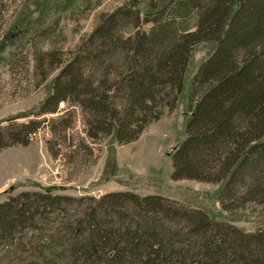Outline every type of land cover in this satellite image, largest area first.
Here are the masks:
<instances>
[{
	"label": "trees",
	"instance_id": "trees-1",
	"mask_svg": "<svg viewBox=\"0 0 264 264\" xmlns=\"http://www.w3.org/2000/svg\"><path fill=\"white\" fill-rule=\"evenodd\" d=\"M193 1L174 0L176 5L164 22L154 17L157 13H147L154 22L148 34L125 33L132 24L129 11L111 15L89 40L103 37L95 44L97 53L105 51L99 55L105 63L98 64L104 65L106 80L97 87L89 81L84 85L82 73H75V63H70L42 106L81 99L85 88L89 97L81 100L95 117L90 137L107 133L120 143L134 141L161 118L165 108L177 107L192 48L212 41L215 52L194 76L192 98L199 100L192 109L187 137L173 154L172 178L225 182L223 196L243 168L255 169L264 162V51L247 60L233 55L236 46L248 43L264 28V0L248 1L246 12L245 0H210L208 9L198 15L196 29L190 30L177 20L190 14ZM168 35L170 41L165 42ZM111 49L114 52L107 55ZM107 58L118 59L120 69L106 65ZM57 67L50 63L49 71ZM38 127L35 120L0 125V151L27 145ZM253 154L259 156L252 164ZM22 197H26L22 202L13 198L0 206V238L7 246L15 245L13 229L36 224V214L51 212L53 207L59 210L57 215L66 210L58 205L61 196L31 192ZM102 203L109 206L104 212L113 213L119 224L102 221L95 214L64 223L65 229H58L61 235L49 234L41 239L46 242H38L34 248L37 259L29 264H264L262 230L246 233L161 195L120 191L104 195ZM127 205L137 220L125 217L128 209L122 207Z\"/></svg>",
	"mask_w": 264,
	"mask_h": 264
},
{
	"label": "rangeland",
	"instance_id": "rangeland-1",
	"mask_svg": "<svg viewBox=\"0 0 264 264\" xmlns=\"http://www.w3.org/2000/svg\"><path fill=\"white\" fill-rule=\"evenodd\" d=\"M248 1L254 3V0H245V12L250 8ZM173 2L0 1V125L30 120L39 124L27 145L17 144L0 151V206L13 198L22 202L26 199L22 197L24 193L39 192L48 193L51 198L61 196L58 205L66 209L57 215L59 210L53 207L51 212L36 214V224L26 223L13 229L14 246L5 245L0 238V264H29L36 260L34 248L38 242H46L49 234L61 235L58 229L64 228V223H74L75 219L95 214L102 221L119 224L113 213L104 212L109 206L102 203V198L120 191H133L142 196L161 195L201 209L215 220L246 233L264 231V162H259L255 169L252 166L243 168L223 196L225 182L172 178L173 154L187 137L192 109L199 100L197 96L192 98L194 76L215 52L214 42L202 41L194 45L177 107L172 111L165 108L161 118L151 122L134 141L120 143L113 134L107 133H100L98 138L90 137L95 117L81 100L89 97L85 88L81 91V99L42 106L53 94L58 75L70 63H75V73H82L84 85L89 81L97 87L106 80L105 67L98 64L104 62L99 55H104L105 51L97 53L95 44L98 39L101 43L103 37L89 42L99 24L120 10H127L132 24L125 33L148 34L154 22L150 20L153 15L147 16V13H157L154 17L164 22ZM210 5V0H194L190 14L178 15L177 22L195 30L199 16ZM256 35L248 43L234 48L235 59L247 60L254 53L264 51V28ZM169 38L171 36H165V42H169ZM106 52L112 55L114 50ZM107 59L106 65L120 69L118 59ZM50 63L58 65L53 72L49 71ZM257 156L251 155L252 164ZM122 209H128L124 214L125 217L129 215V221L138 219L129 205ZM47 243L52 245V242Z\"/></svg>",
	"mask_w": 264,
	"mask_h": 264
},
{
	"label": "water",
	"instance_id": "water-1",
	"mask_svg": "<svg viewBox=\"0 0 264 264\" xmlns=\"http://www.w3.org/2000/svg\"><path fill=\"white\" fill-rule=\"evenodd\" d=\"M175 149V148H174Z\"/></svg>",
	"mask_w": 264,
	"mask_h": 264
}]
</instances>
